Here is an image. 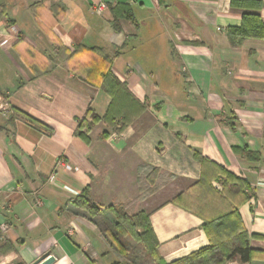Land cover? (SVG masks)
Masks as SVG:
<instances>
[{
  "label": "crops",
  "instance_id": "1",
  "mask_svg": "<svg viewBox=\"0 0 264 264\" xmlns=\"http://www.w3.org/2000/svg\"><path fill=\"white\" fill-rule=\"evenodd\" d=\"M108 4L132 20L115 30ZM244 14L264 21V0H0V247H13L0 264L46 252L52 264H130L74 214L84 190L101 208L148 214L166 263L212 240L219 250L235 229L208 236L174 201L228 211L226 174L249 196L235 206L251 254L217 264H264V35L227 32ZM108 70L142 109L120 133L99 121L77 136L87 109H108Z\"/></svg>",
  "mask_w": 264,
  "mask_h": 264
},
{
  "label": "trees",
  "instance_id": "2",
  "mask_svg": "<svg viewBox=\"0 0 264 264\" xmlns=\"http://www.w3.org/2000/svg\"><path fill=\"white\" fill-rule=\"evenodd\" d=\"M108 9L113 14L112 26L115 30L118 29L116 23L118 18L132 20L130 8L125 5L111 6L108 4ZM227 32L230 37H263L264 21L260 20L257 15L244 14L241 26L229 28ZM103 80L102 89L110 96L108 109L102 118L96 116L91 109H87L84 117L78 120L75 130L77 136L85 138V135L99 121L113 127L116 132L120 133L130 123L131 115L129 114L133 112L131 109H136L137 111L142 109L137 101L132 98L126 86L116 80L109 70L104 74ZM25 118L30 124L35 123L32 118L28 116H25ZM47 131L51 132L50 130ZM226 179L230 182L228 193L233 196L235 205L237 201L241 202L248 199L249 196L244 193L245 184L243 182L229 174H226ZM87 193V190H84L71 201L75 208L74 214L87 218L95 225L110 249L124 262L130 264H206L209 262L210 264H217L222 259L227 261L237 258L242 263H246L250 259L251 252L248 245V237L240 230V218L237 207L231 203L226 206L228 211L225 210L217 215L206 217L202 215L201 207L198 206L196 208L193 202L187 201V203L181 204L178 201H174L182 206L183 209L203 218V229L206 235H210V229L219 227L224 229L227 226V222L229 227L235 229V234L232 238L225 239L219 250L215 248L217 244H213L212 240V244L208 248L200 249L187 257L166 263L159 256V243L152 230L148 214L139 210L135 214L129 215L122 204L101 208L90 202ZM223 195L222 192L219 197L220 202L227 197ZM0 249L3 253H6L12 251L13 247L5 243ZM208 249L211 252L205 259L198 260L200 255ZM12 264L24 263L16 262ZM115 264L122 263L117 262Z\"/></svg>",
  "mask_w": 264,
  "mask_h": 264
},
{
  "label": "water",
  "instance_id": "3",
  "mask_svg": "<svg viewBox=\"0 0 264 264\" xmlns=\"http://www.w3.org/2000/svg\"><path fill=\"white\" fill-rule=\"evenodd\" d=\"M54 260L55 258L49 252H46L37 260H35L32 264H52Z\"/></svg>",
  "mask_w": 264,
  "mask_h": 264
},
{
  "label": "built area",
  "instance_id": "4",
  "mask_svg": "<svg viewBox=\"0 0 264 264\" xmlns=\"http://www.w3.org/2000/svg\"><path fill=\"white\" fill-rule=\"evenodd\" d=\"M106 8V4L105 2H101V3H98L95 5V10L97 12H102V10H104ZM4 108V103L2 102L1 98H0V110ZM67 169H72L69 165H64ZM51 179L53 178L52 176L50 177ZM2 229L3 230H6L7 229V226L6 225H2Z\"/></svg>",
  "mask_w": 264,
  "mask_h": 264
}]
</instances>
